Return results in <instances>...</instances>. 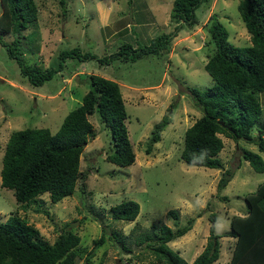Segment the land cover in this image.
I'll list each match as a JSON object with an SVG mask.
<instances>
[{"label":"rangeland","instance_id":"1","mask_svg":"<svg viewBox=\"0 0 264 264\" xmlns=\"http://www.w3.org/2000/svg\"><path fill=\"white\" fill-rule=\"evenodd\" d=\"M36 1L38 17L24 31L20 45L27 62L42 69L56 67L62 50L77 47L82 53L108 57L124 43L142 46L174 28L170 19L173 0H68L65 13L58 0ZM239 1L202 3L195 10L198 24L181 29L162 55L144 56L136 62L69 58L60 72L38 87L28 83L0 45V172L10 133L41 127L55 133L66 114L82 102L92 74L119 84L135 153L129 166L107 161L109 131L97 113L90 115L96 137L89 140L80 156V169L87 173L84 191L78 184L71 196L59 202H51L45 193L29 204H20L13 191L0 184V223L18 215L38 228L47 243H53L65 228L72 230L80 237L74 264H162L148 247L152 240L144 237L162 224L175 230L193 218L192 228L168 246L191 263L203 250L214 224L221 237L219 258L213 264H229L235 241L227 234L230 217L246 213L245 195L264 181V171L256 172L241 158L239 147L258 153L263 161L264 151L253 143H237L220 135L224 147L218 156L223 168L233 172L220 192L217 183L224 169L187 165L180 152L186 128L201 116L187 87L203 89L213 84L204 69L215 48L207 31L211 16L224 24L231 43L250 44V34L237 10ZM12 38L3 35L6 42ZM258 96L263 112L251 130L253 135L260 134L259 128L264 126V92ZM164 115L170 123L147 153L153 125ZM125 200L139 203V214L133 221L115 220L109 212L111 206ZM169 210H176L177 216ZM212 213L216 215L213 222ZM100 237L103 243L95 247L94 240Z\"/></svg>","mask_w":264,"mask_h":264},{"label":"trees","instance_id":"2","mask_svg":"<svg viewBox=\"0 0 264 264\" xmlns=\"http://www.w3.org/2000/svg\"><path fill=\"white\" fill-rule=\"evenodd\" d=\"M0 2V45L16 61L20 74L28 83L38 87L60 72L69 58L96 59L101 63L108 60L136 62L144 56L164 54L181 29L198 24L195 10L209 0H173L170 11L173 30L152 38L148 44L134 47L124 43L108 57L82 53L77 47L62 50L58 54V65L44 69L28 63L20 45L24 31L38 17L37 1ZM67 3L68 0H58L64 13ZM237 10L250 34V44L236 46L231 43L224 24L215 15L211 16L207 31L215 48L204 63V69L213 84L203 89L187 87L193 103L201 111V116L184 132L180 159L187 165L224 169L218 156L224 147L220 135L237 143L239 140L253 143L259 151H264V126L259 128L260 134L251 133L263 112L258 94L264 92V0H240ZM7 34L13 36L10 42L3 39ZM89 83L90 89L83 95L82 102L66 114L55 133L45 127L10 133L2 155L0 184L13 191L18 203L29 204L45 193L56 203L71 196L78 184L84 191L87 173L80 169V156L89 140L96 137L89 120L94 113L109 131L110 152L106 160L121 167L134 163L135 153L128 136L127 112L119 84L94 74L89 76ZM169 123L170 118L164 115L153 125L146 144L147 153L160 140L161 132ZM239 148L241 158L256 172L264 171V161L258 153ZM232 176L231 170L224 169L217 183L218 192L226 187ZM244 199L246 213L233 215L229 220L227 234L235 239L229 264H264V181ZM139 210L135 200H125L109 208L112 218L121 221L135 220ZM168 213L177 216L176 210ZM211 218L215 221L216 215L212 213ZM193 222L191 218L175 230L162 224L143 240H152L148 247L162 264H213L219 258L221 237L215 233L214 224L210 226L203 250L192 263L168 246V242L188 232ZM103 240V237L94 240V246H100ZM79 243V235L68 228L53 243H47L42 240L38 228L18 215H11L0 223V264H74ZM92 254L90 251L89 256Z\"/></svg>","mask_w":264,"mask_h":264},{"label":"crops","instance_id":"3","mask_svg":"<svg viewBox=\"0 0 264 264\" xmlns=\"http://www.w3.org/2000/svg\"><path fill=\"white\" fill-rule=\"evenodd\" d=\"M111 2V0H109Z\"/></svg>","mask_w":264,"mask_h":264},{"label":"clouds","instance_id":"4","mask_svg":"<svg viewBox=\"0 0 264 264\" xmlns=\"http://www.w3.org/2000/svg\"><path fill=\"white\" fill-rule=\"evenodd\" d=\"M192 263V262H191Z\"/></svg>","mask_w":264,"mask_h":264}]
</instances>
